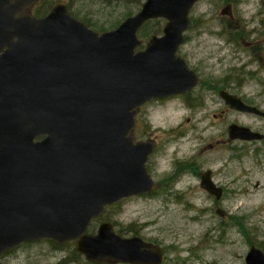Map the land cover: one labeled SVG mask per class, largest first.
<instances>
[{
	"label": "water",
	"instance_id": "95a60500",
	"mask_svg": "<svg viewBox=\"0 0 264 264\" xmlns=\"http://www.w3.org/2000/svg\"><path fill=\"white\" fill-rule=\"evenodd\" d=\"M39 1L0 0V255L24 243L78 239L77 251L96 264H162L159 246L122 238L110 223L97 235L86 230L105 207L159 187L145 166L155 145L134 142L131 131L141 106L199 84L177 50L200 0H146L102 35L63 4L45 19L32 17ZM158 18L168 21L164 35L135 53L137 31ZM220 96L231 109L264 118L241 99ZM229 138L264 135L232 125ZM201 187L221 198L210 172ZM245 261L264 264V254L252 248Z\"/></svg>",
	"mask_w": 264,
	"mask_h": 264
},
{
	"label": "rangeland",
	"instance_id": "374dc122",
	"mask_svg": "<svg viewBox=\"0 0 264 264\" xmlns=\"http://www.w3.org/2000/svg\"><path fill=\"white\" fill-rule=\"evenodd\" d=\"M143 2L71 0L69 8L101 32L113 30ZM189 18L184 34L188 44L180 50L189 67L199 65L218 90L264 111V0H202ZM165 23L156 19L143 27L138 34L143 45L160 35ZM241 29L243 34L232 41ZM232 123L264 133V119L228 110L203 88L189 99L147 103L136 117L133 134L137 140L150 136L158 141L148 165L151 177L163 180L162 189L123 200L102 219L113 223L122 237L137 236L161 246L163 264H245L251 246L264 253V143L209 147L224 131L226 140ZM208 170L225 190L219 201L199 186L200 174ZM218 208L225 211L224 218L216 215ZM102 222L93 224L95 231ZM0 264L93 263L76 251L74 242L55 246L46 241L18 246L0 256Z\"/></svg>",
	"mask_w": 264,
	"mask_h": 264
},
{
	"label": "flooded vegetation",
	"instance_id": "af4514ba",
	"mask_svg": "<svg viewBox=\"0 0 264 264\" xmlns=\"http://www.w3.org/2000/svg\"><path fill=\"white\" fill-rule=\"evenodd\" d=\"M42 1L43 0H41V3L39 4V5H37V6H35V8H38V7H40L41 6V4H42ZM69 2H71V1H69ZM69 2H66L67 3V6H68V9H69V7H70V5H69ZM34 8V9H35ZM71 12H72V10H71ZM72 14L75 16V18H77V19H81L80 18V14H77V15H75L73 12H72ZM42 17V16H41ZM228 37V36H227ZM229 38V37H228ZM227 38V39H228ZM229 40V39H228ZM188 44V42H187V40H186V43H184L183 45L185 46V45H187ZM194 72L196 73V75L198 76V77H200L203 81H202V85H201V87L200 88H198V89H195L194 91H192V92H189V93H186V94H184V95H182V96H179V97H181V98H184V99H188L191 95H193L195 92H198L199 90H201V88H203V90H208L209 91V93H211V94H214V96L215 95H217L218 96V92L220 91V90H218L217 88H218V86H215L214 87V84L211 82V81H207L206 80V78H205V76H204V73H203V71L201 70V68H200V66L199 65H196L195 67H194ZM209 79H212V76H210L209 77ZM222 90H224V89H222ZM227 91V90H226ZM201 93H198L196 96H199ZM219 97V96H218ZM228 110H230V109H228ZM232 111V110H231ZM225 113H226V110L225 111H223L222 113H221V115H220V118H223L224 116H225ZM220 118L218 119V120H220ZM232 124H236V125H240V126H245V127H248V126H246V125H242V124H238V123H232ZM232 124H230V125H232ZM248 128H250V127H248ZM251 129V128H250ZM224 137H226V134H225V131H224V133L222 134V135H219V139L217 140V142L215 143V145H209V147L210 148H214V147H217V146H221L222 144H227V145H230V147H232V144H234V143H236V142H232V141H230L229 139H227L226 138V140L224 139L223 141H222V139L224 138ZM237 143H245V142H237ZM249 144H251V143H249ZM203 174V173H202ZM202 174H200V177L202 176ZM203 191V190H202ZM206 195H208L209 197H211L207 192H205V191H203Z\"/></svg>",
	"mask_w": 264,
	"mask_h": 264
},
{
	"label": "trees",
	"instance_id": "16d2710c",
	"mask_svg": "<svg viewBox=\"0 0 264 264\" xmlns=\"http://www.w3.org/2000/svg\"><path fill=\"white\" fill-rule=\"evenodd\" d=\"M243 34V29H241V31H238L237 35L235 36H241ZM92 228V227H91ZM250 242V241H249ZM250 245H252V243H250Z\"/></svg>",
	"mask_w": 264,
	"mask_h": 264
}]
</instances>
